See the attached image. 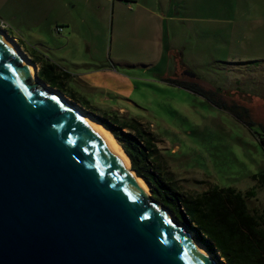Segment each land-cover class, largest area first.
I'll return each instance as SVG.
<instances>
[{
	"label": "rangeland",
	"instance_id": "rangeland-1",
	"mask_svg": "<svg viewBox=\"0 0 264 264\" xmlns=\"http://www.w3.org/2000/svg\"><path fill=\"white\" fill-rule=\"evenodd\" d=\"M45 1L49 15L31 21L28 28L15 29V23L0 21V31L33 66L36 78L40 60L46 59L77 81L92 78V89H98L99 74L93 71L102 62L116 60L120 81L104 85L102 98H95L98 90L83 89L85 83H79L81 88L75 82L67 86L66 91L70 87L76 91V98L64 94L78 106L81 102L83 110L90 107L88 115L89 111L99 116L107 113L118 123L136 127L153 146L154 167L158 165L178 192L196 195L227 187L245 192L254 187L251 176L264 170V151L257 139L264 136V0H163L161 6L157 0L145 5L129 3L136 18H144L154 8L150 23L152 40L163 42L159 53L153 45L149 49L128 45L115 34L110 39L115 28L110 20L117 12L99 8L101 0ZM56 28L62 29L59 35L54 33ZM164 69L169 79L211 91L227 108L246 110L241 111L242 117L251 129L202 96L164 83L160 76ZM92 118L102 127L98 118ZM145 186L152 200L151 189ZM254 193L248 206L263 210L264 190L255 185ZM179 226L211 254L215 264H224L207 239Z\"/></svg>",
	"mask_w": 264,
	"mask_h": 264
},
{
	"label": "water",
	"instance_id": "water-1",
	"mask_svg": "<svg viewBox=\"0 0 264 264\" xmlns=\"http://www.w3.org/2000/svg\"><path fill=\"white\" fill-rule=\"evenodd\" d=\"M37 79L0 33V264H215Z\"/></svg>",
	"mask_w": 264,
	"mask_h": 264
},
{
	"label": "trees",
	"instance_id": "trees-1",
	"mask_svg": "<svg viewBox=\"0 0 264 264\" xmlns=\"http://www.w3.org/2000/svg\"><path fill=\"white\" fill-rule=\"evenodd\" d=\"M40 62L38 79L68 97L65 95L68 76L48 60L41 59ZM162 81L202 96L251 129V124L242 117L246 110L227 108L213 97L211 91L203 92L196 85L169 78ZM89 112L121 146L130 161L131 170L150 187L151 198L167 208L179 225L193 229L207 239L213 246L212 251L219 253L224 264H264V209L255 210L247 204L255 197V185L264 190V170L251 176L255 185L245 192L232 187L214 188L196 195L178 192L174 183L168 180L169 183L162 176L158 165L154 167L153 146L143 139V134L136 127L118 123L114 115L106 113L99 116ZM257 139L264 151V136L258 135Z\"/></svg>",
	"mask_w": 264,
	"mask_h": 264
},
{
	"label": "crops",
	"instance_id": "crops-1",
	"mask_svg": "<svg viewBox=\"0 0 264 264\" xmlns=\"http://www.w3.org/2000/svg\"><path fill=\"white\" fill-rule=\"evenodd\" d=\"M149 0H101L99 3V8L101 7H108L111 9L112 12H117L112 20H110V24L113 25L115 23V28L109 33V38L111 39V35L115 34L116 37L120 38L123 41H126V43L129 44H138L144 49H149L150 46H154V48H157V52H161V48H163V42L161 41V38L153 41L152 40V27H151V13L154 11V8L149 9V11L146 13L144 18L137 17L136 14L133 13V10H131V5L129 3H139L141 5H145V3ZM160 1V2H158ZM163 0H157L158 6H161V2ZM169 1V0H168ZM171 1V0H170ZM155 6V7H158ZM47 2L45 0H0V21H6L10 23H15L16 28H28L31 21L38 22L39 17L41 16L42 19H46L43 16L48 14L47 12ZM59 9V6L56 8H52L51 12L54 13L56 10ZM49 15V14H48ZM51 15V14H50ZM62 27H67L68 25H57ZM157 35H160V29L155 30ZM9 32H15L9 28ZM106 37V36H105ZM108 37V36H107ZM165 40V36H163L162 40ZM121 43L118 42L116 46H120ZM165 46V45H164ZM116 60L111 61V63L106 64L105 62H102L98 65V67L95 68L93 72H97L99 74L98 79L101 83L99 84L98 89H92L93 83L92 78H87L86 82L82 80H75L73 75L66 72L64 69H59L64 72L68 79L66 81L67 85L65 84V88L69 86L71 82H75V86L81 88L79 86V83H85L83 89L86 90H98V92L95 94V98L98 95L99 97H103L105 94V91L101 88L104 87V85H109L113 82L120 81L119 76L117 77V71L115 70L116 67ZM52 63V62H51ZM54 64V63H53ZM56 65V64H55ZM181 64L178 63L177 68L181 67ZM176 68V69H177ZM164 71V72H163ZM160 76L162 79L169 78V75H167V69H164ZM83 75V74H82ZM69 90V91H68ZM73 88L67 89V94H70V99L72 97H75L76 91ZM101 90V91H100ZM76 98V97H75ZM69 99V97H68ZM73 99V98H72ZM77 100H81L77 97ZM79 107H83V104L81 102L79 103ZM90 105V104H89ZM87 112V110L90 107L85 106L84 107ZM83 109V108H82ZM90 113V112H88ZM97 114V113H96ZM98 115V114H97Z\"/></svg>",
	"mask_w": 264,
	"mask_h": 264
},
{
	"label": "bare ground",
	"instance_id": "bare-ground-1",
	"mask_svg": "<svg viewBox=\"0 0 264 264\" xmlns=\"http://www.w3.org/2000/svg\"><path fill=\"white\" fill-rule=\"evenodd\" d=\"M0 33H2L5 38H7L8 40H10L8 38V36H6L2 31H0ZM12 42V40H10ZM13 43V42H12ZM14 44V43H13ZM15 45V44H14ZM16 47V46H15ZM17 48V47H16ZM18 50V49H17ZM19 51V50H18ZM32 66V65H31ZM33 67V66H32ZM34 69V68H33ZM34 79L36 81L35 78V69H34ZM37 82V81H36ZM70 104V103H69ZM71 105V104H70ZM75 111L81 116V118L89 125L92 127V129L98 134L100 135L101 139L115 152L117 153L121 159L124 161L125 163V168L126 171L130 174H132L137 180H139L140 182H142L144 185H146L140 178H138L137 176H135V174L129 169V159L126 156V154L122 151L121 147L118 145V142H116L115 138H113V136H111V134L106 131L105 129H103V127H101L100 125H98V123H96L94 121V119L92 118L91 115H88L86 113H84V111H82L81 109H78L77 107L71 105ZM93 119V120H92ZM128 159V160H127ZM147 187V186H146ZM210 256V255H209ZM211 257V256H210ZM212 259V258H211ZM213 260V259H212ZM214 262V261H213ZM215 263V262H214Z\"/></svg>",
	"mask_w": 264,
	"mask_h": 264
},
{
	"label": "built area",
	"instance_id": "built-area-1",
	"mask_svg": "<svg viewBox=\"0 0 264 264\" xmlns=\"http://www.w3.org/2000/svg\"><path fill=\"white\" fill-rule=\"evenodd\" d=\"M61 32H62V29L61 28H56L54 30V33L57 34V35H59Z\"/></svg>",
	"mask_w": 264,
	"mask_h": 264
},
{
	"label": "flooded vegetation",
	"instance_id": "flooded-vegetation-1",
	"mask_svg": "<svg viewBox=\"0 0 264 264\" xmlns=\"http://www.w3.org/2000/svg\"><path fill=\"white\" fill-rule=\"evenodd\" d=\"M183 74L188 75V73H186V72H184V71H183Z\"/></svg>",
	"mask_w": 264,
	"mask_h": 264
}]
</instances>
